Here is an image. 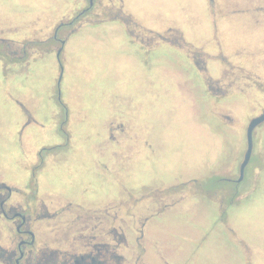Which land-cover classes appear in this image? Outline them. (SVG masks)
<instances>
[{
    "label": "rangeland",
    "instance_id": "obj_1",
    "mask_svg": "<svg viewBox=\"0 0 264 264\" xmlns=\"http://www.w3.org/2000/svg\"><path fill=\"white\" fill-rule=\"evenodd\" d=\"M109 1L69 37L58 71L47 53L26 78L0 72V181L23 189L36 148L61 143L53 126L58 81L73 136L55 150L56 163L48 155L43 182L53 180L88 209L95 200L118 202L108 204L107 230L123 235L120 264H264V124L237 182L247 128L264 111V0H233L249 12L217 0ZM79 5L5 0L1 7L10 18L37 14L41 38L48 21L70 22ZM121 18L131 35L114 22ZM157 34L181 48L157 42ZM21 102L37 121L27 132Z\"/></svg>",
    "mask_w": 264,
    "mask_h": 264
},
{
    "label": "flooded vegetation",
    "instance_id": "obj_2",
    "mask_svg": "<svg viewBox=\"0 0 264 264\" xmlns=\"http://www.w3.org/2000/svg\"><path fill=\"white\" fill-rule=\"evenodd\" d=\"M4 1L0 0V72L5 77L20 74L21 77L26 78L32 74L33 71L29 70L41 54L52 53L55 55L58 71L62 52L69 37L83 26L91 24L82 21L89 17V14L102 0H79L81 5L78 6L76 15L70 22L59 23L58 21L56 24H51L50 21H46V32L41 38H38L36 31L39 25L37 14L31 15V19H21L20 14L13 18L7 17L5 13L7 11L1 7ZM104 1L108 2L109 0ZM116 7L114 4L110 7L114 13L121 11L125 15L131 16L123 9V5L121 9ZM131 18L133 17L131 16ZM114 22L121 23L129 34L131 26L126 24L123 18L116 19ZM62 30L68 31L66 38L60 37ZM28 31H32V36L25 38V35L28 36ZM158 34L156 36L157 42L171 44V40ZM131 39L142 48L146 47L144 43L148 46L152 43L134 40L132 37ZM171 45L181 48L178 43ZM44 46H46L45 50L38 49V47L43 48ZM155 47L153 45L147 48ZM189 59L192 63L194 62L192 56ZM207 71L208 69L199 72L207 75ZM55 85L53 97L56 98L58 110L54 117L53 126L61 143L40 145L36 148L33 169L29 172L28 180L23 185V189L0 181V227L5 244L0 243V264H120L122 259L117 251L119 247L123 246V235L117 229L110 230V232L107 230L108 204L116 208L118 202L109 200L110 202L103 204L102 201L101 203L95 200L94 208L88 209L84 205L77 204L78 198L70 199L65 197V193H60L55 188L53 180L47 179L48 182H51L48 183L44 179L45 183L43 182V170L47 162L49 163L47 159H50L47 158L48 155L51 154L52 162L56 163L54 159L57 157L54 155L58 152L55 150L69 145L73 136L72 126H70L68 119L69 109L61 99L58 81L55 82ZM19 104L26 113L27 121L22 130L27 132V128L37 121L22 102ZM108 122H106V126ZM110 129L108 127V130ZM112 138H114L113 135ZM107 173L112 172L107 171ZM103 175L106 177L107 174L103 173ZM69 186L73 185L70 183ZM82 191L80 189V192ZM110 218L117 222V212L115 216L111 215ZM220 221H224L223 217L220 218ZM49 234L56 237L57 247L47 242ZM108 236L112 237L114 245L108 243Z\"/></svg>",
    "mask_w": 264,
    "mask_h": 264
},
{
    "label": "water",
    "instance_id": "obj_3",
    "mask_svg": "<svg viewBox=\"0 0 264 264\" xmlns=\"http://www.w3.org/2000/svg\"><path fill=\"white\" fill-rule=\"evenodd\" d=\"M263 123H264V112L261 115L253 118L247 128V134H246L247 150L244 155V160L240 166V178L237 181L238 183H240L243 180L246 167L248 166L252 158L253 148H254V142H253L254 132L256 128L262 125Z\"/></svg>",
    "mask_w": 264,
    "mask_h": 264
},
{
    "label": "crops",
    "instance_id": "obj_4",
    "mask_svg": "<svg viewBox=\"0 0 264 264\" xmlns=\"http://www.w3.org/2000/svg\"><path fill=\"white\" fill-rule=\"evenodd\" d=\"M193 4L196 5V2L193 3ZM217 4H219V5H221V6L225 7V8L234 9L235 11H240V9H244V8H241V7L237 8V4H235L233 2V0H217ZM209 6H210V8H212L211 5H209ZM244 10H246L247 12H249L247 9H244Z\"/></svg>",
    "mask_w": 264,
    "mask_h": 264
}]
</instances>
